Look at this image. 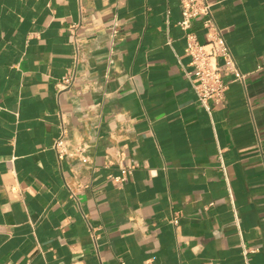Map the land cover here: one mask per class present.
Instances as JSON below:
<instances>
[{"label":"crops","instance_id":"1","mask_svg":"<svg viewBox=\"0 0 264 264\" xmlns=\"http://www.w3.org/2000/svg\"><path fill=\"white\" fill-rule=\"evenodd\" d=\"M208 1L246 76L211 115L179 0H0V264H264V0Z\"/></svg>","mask_w":264,"mask_h":264},{"label":"built area","instance_id":"2","mask_svg":"<svg viewBox=\"0 0 264 264\" xmlns=\"http://www.w3.org/2000/svg\"><path fill=\"white\" fill-rule=\"evenodd\" d=\"M182 11L180 28L186 35V52L190 56V69L186 75L192 84L197 95L199 104L211 115L217 107H221L225 100L229 83L225 77L231 76L233 82H244L245 75L240 71L233 52L226 42L220 28L218 27L212 4L208 0H179ZM202 20L207 31L208 40L202 44L197 36L191 31L193 21ZM114 39L120 37V27L114 23L111 28ZM112 52L109 54V61L112 60ZM73 82L72 77H66L62 83V88H67ZM64 135L58 138L55 149L61 151L64 146ZM135 164L126 165L121 168L119 176L110 177V180L117 185H123L135 169ZM222 171L228 182L227 167L222 164ZM236 222L238 223L237 211L234 208ZM178 225L177 218L170 221Z\"/></svg>","mask_w":264,"mask_h":264}]
</instances>
